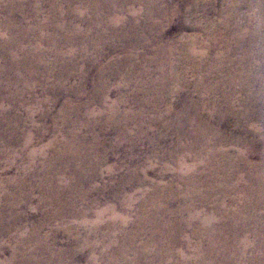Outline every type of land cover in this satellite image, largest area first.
<instances>
[{"label": "rangeland", "instance_id": "rangeland-1", "mask_svg": "<svg viewBox=\"0 0 264 264\" xmlns=\"http://www.w3.org/2000/svg\"><path fill=\"white\" fill-rule=\"evenodd\" d=\"M152 1L156 2V9H163L162 13L164 15H162V17L148 12L146 7L139 3L138 0H123V3L118 2L119 5L114 2V6L118 5L116 7L117 9L112 11V14H106L103 20V16L101 17L98 14L94 15L90 13L91 11H89L88 8L77 3L76 0H68L67 4L62 2L59 3L63 9H66L64 10L65 13L63 14V18H60L62 24L65 26H77V28L80 29V33L79 35L74 36L68 31L55 32L53 31L52 26L49 27L51 29H47L45 31L46 36L53 37L59 41L61 51L66 57L62 58V61H56L55 59L50 58L52 56L50 54H46L49 49V45L47 42H44L43 49L41 51L45 53L43 56V62L38 63L36 61L29 64L30 67H36L38 70V74L36 76V78L38 77V80L34 83L30 95H24L22 98L20 97L19 100L15 99L10 101L9 98L8 101L5 100L6 102L4 107L12 108V110L8 112V118L2 117L3 113L0 112V129L3 134L2 139H0V150L3 149L4 151L7 150L6 152L15 153L16 163L14 168L8 171L9 173L4 172V174H0V182L5 177L8 178L15 176L18 171L23 170L29 165V161L25 159L26 153L21 147L24 135H19L18 133L16 134L14 131L13 132L15 134L11 135L9 134V131V133L7 132L8 126L10 127L12 124H15L16 119H19L21 125H23L24 128L26 127L25 129L28 131L37 128V132L35 133V149H39L40 147L47 145L50 141L61 140L59 133L54 132L55 127H59L66 131L75 132L78 137L82 139L81 144L84 143L90 146V152H87V156L90 160L105 159V162L97 171L99 172L98 176H96V171H91L89 168L88 170L90 171L87 170L88 175L86 177H81L79 176V173L84 171L85 165L83 163H78V159H75L72 164H68L69 159L65 161V173H62L60 170L56 156L52 152H47L44 157L36 159V172L26 174L25 183H23L24 187H30L29 184L33 181L36 187H33L31 189L32 191L26 188L25 192H23V196L27 198V200L29 199L28 208L26 209L28 219L27 221L21 223V226L29 229L32 223L39 222L43 219V213L36 210L39 201L43 197V190H41L38 185L43 184V168H45L48 164H51L58 174L62 173L70 179V182L73 186H75L74 188L79 198L78 204L84 209L93 205L96 206L93 210H100L105 208L108 204L112 203L117 205L120 200L123 201L125 198H132V201L134 202H132L133 206L131 211L126 213L122 212V214L125 217H128L131 221V223L125 228L126 233L128 232L132 234L133 232H136L138 224L137 213L139 212V209L142 208L143 200H145V197L143 198L142 195L153 192L151 191L153 190V187H161L162 189L171 187L172 191H169L168 193L165 192V194L167 193V207L171 211L178 213V211L183 210L187 205L193 202V200L185 194L186 184L184 180L185 178H191L193 181L199 180L200 182L201 176H203L204 173H208V170L203 168L207 162L206 159L203 157H196V150L192 149L189 153L185 150L186 146L192 144V141H195L191 137L193 131L188 124V119L190 115H192L193 110L190 111L191 108L187 106V101L189 99H195L198 93L194 88L197 78V75L194 72L195 69L193 68L194 65L191 64V61L185 58L184 52L189 53V50L192 48H195L198 52H207L208 55L203 59L202 63L200 61L194 62L202 65L203 69L206 70L205 73H208L213 64L215 55L224 51L225 44L223 41L220 42L223 37L224 39L231 35L243 37V34L245 33L247 37H250V29H247L246 27L238 28L236 24V22L238 23L236 17L232 18V14L227 13V11L223 9V6L227 7L233 4L240 5L238 7L239 9H237L235 13H237L236 15L238 17L243 18L250 16L253 13L252 7L254 4H257V1L261 0ZM244 1L247 3L243 5ZM7 2L8 0H0V25L3 27L0 28V35L4 34L5 36L11 35V31L3 25L6 20L5 7L8 6ZM22 2H24L23 4L26 7L30 5L29 2H25V0H22ZM140 2L142 1L140 0ZM47 4L48 3L44 1L42 5V7L44 6V9L43 12H41V17L38 19L32 15H30V17L23 18L21 13H16L15 19L18 20L19 24H21L23 28H26V31H28L29 28H35V20H39L41 23H47V25L48 23H58L60 17L59 13L49 12L50 8L46 6ZM31 5L32 9H30L29 6V10L34 9V4L31 3ZM87 5H89L88 2ZM30 13L32 14V11H30ZM115 15L120 18L118 25H113L109 21ZM49 16L52 18L54 17V20L48 21ZM224 19L228 20L229 25L227 30L222 29L223 27L220 26V23ZM13 22H15V20ZM128 23L133 24L134 26L126 28ZM89 26L92 27V32H89ZM141 27H146L145 29L147 30L142 40L140 39L134 44H131L130 47L123 43L124 38H130L131 35L134 34L135 38H140L137 34L141 33ZM100 29L101 31L99 32ZM144 31L145 30H143L142 33ZM207 32H210L209 36ZM262 34H264V31L261 30L258 33V36ZM30 35H26L28 40L24 39V44L29 49L35 46L40 33H30ZM66 35H68V37H71L72 35V40L74 42H65L64 36ZM101 41H104V44H109V49L105 50L102 62L100 63L101 65L98 68H91L90 62L91 59L95 57V53L94 50L90 48V45H100ZM210 41H215L218 45L212 47L214 44H208ZM104 44L102 43L99 47L105 46ZM246 44L247 42L244 43V46L243 44L234 45L240 48L230 56L232 61L239 63L237 62V59L243 56L242 53L244 54L248 50ZM75 46L81 48V50L85 46H88V52H76V54L71 58L66 54V52ZM1 47L0 54L5 56L9 48H4L3 45H1ZM161 47H163L165 51L175 50L176 53L171 56L172 58L174 56V58H171L170 61L174 60L179 62L178 71L186 76V81L184 82L186 86L183 88L181 96L178 97V99L174 97L167 101L164 100L156 103L153 102L154 96L147 94L151 85L148 81L139 77L138 68L142 67L144 70L153 71L154 73L150 77L153 79L157 78L158 64L153 61L152 58L155 55L156 50ZM261 48L264 50V42H259L258 46L254 48L252 54L259 53ZM4 51L6 52L3 53ZM132 54H136L137 59H130V61H128V56H131ZM27 58L28 56L26 53H21L20 59L26 60ZM1 62L5 64L6 59H2L1 57ZM106 66L111 67V69L107 71V75L105 76L109 78L107 80L104 78L108 91L103 93L97 89V86L99 84V72ZM242 66L243 63L240 62V64L236 65L235 68L237 67L236 69L240 72L243 69ZM263 66V59H254L252 56H248V61L244 66L248 72V77H255L256 79L251 88V92L253 94H259V100L254 97L253 102L257 105V107L251 108L252 112H256L255 118H243V107L237 102L233 108L228 110L222 120L219 119V115L216 114L209 119L214 127L220 129L219 134L221 136L220 138H215V141H209V147L214 151H219L221 149L227 151L230 158L237 163L235 171L231 173L234 182L237 181L239 177H243V182H246L250 173L249 168L245 164L246 162L243 163V160H239L237 158V155L240 152L243 153V138L251 139V137L254 136L260 138L264 143V103L260 102V98L264 97ZM83 69H87L85 75L82 74ZM112 69L120 70V72L112 75ZM13 70H17L16 67ZM14 75L17 76V73L13 72L12 76ZM83 75L85 77H83ZM220 76L221 74L213 71V74L211 75V80L213 82L210 81L211 84H219L221 82ZM237 76L238 75H236V77ZM31 78H33V76H27L28 80ZM3 80L4 79L0 78V92L3 91V96L5 97H9L10 94L21 90L25 86V82H22L21 84L15 85L12 89H8V87L5 89V83L7 82L6 80L5 82ZM125 80H127V82H123ZM121 84L124 86L122 87ZM217 91L230 92L231 89L230 87H219ZM238 95L239 97L242 96L241 94ZM217 98L221 99L222 95L219 93L216 95L213 94V99L216 100ZM213 99H211V101ZM123 100H128L129 102L117 109V113H119L117 118L120 115L124 116L129 113V115L133 117L129 122V127H127L126 136H120L121 133L119 134V132L123 131L121 126L118 131L116 128L107 123V120L110 119L111 116L106 113L108 111L106 108L111 102H122ZM136 102L140 104L136 105ZM170 102H173L174 106L169 110L168 108L171 105ZM67 104L75 107V112L70 113L68 109H65ZM30 109L34 110L32 117L27 116V112ZM105 109L106 111L105 113H102L101 117L95 116L98 115L100 111H104ZM209 112L210 111H204L208 118L209 116L207 114H209ZM70 116L73 118H75V116L76 118L78 117L79 121H77V124L73 125L74 127H69L67 124L66 120L69 119ZM88 123H91L89 125L90 127H93L91 125L97 126L95 127V130L88 131L89 126H87L86 129L80 127L82 124ZM122 124L124 125V123ZM12 127L15 128L14 126ZM138 128H141V132L144 131L143 135L139 136L137 134ZM5 133L7 134L4 136ZM218 139H224V141H219ZM10 141H14L13 146H8L7 143ZM205 141L206 140H204V142ZM239 141L242 142L239 143ZM96 144L99 145L97 146ZM255 147L258 148L257 146ZM260 147L263 148V145ZM93 149L96 151L93 152ZM185 154L190 155L189 158L187 157L186 163L196 164V170H198L197 173L193 172L189 177L182 174L178 169V163ZM241 156L243 157V155ZM217 161L221 162V158L217 159ZM260 161L261 159L258 156H253L250 159V163L252 164L259 163ZM4 165H6V161L4 158L0 157V166L4 167ZM73 171L76 172L74 176H72ZM32 176H34L35 179H33ZM219 176H222V174H219ZM81 178H83L82 183H80ZM87 178L88 180L84 183ZM16 193L17 191H15V195ZM209 193V199L211 198L212 200H217L221 197L220 187L215 183L212 185V189ZM237 194L238 192L235 191L229 192L227 202L229 203L231 198L233 199L237 197ZM2 196L0 195V200ZM121 196L123 198L125 196L126 197L123 199ZM120 197L122 199H120ZM68 200L69 197L65 196V201ZM210 207H212V204ZM199 210H201V208H199ZM231 210L232 207L228 206L227 211L231 212ZM233 210H235V213L237 214H243L242 206ZM22 211L25 210L22 209ZM260 212H262V215L264 216V209L261 208ZM168 218L169 216H165V219ZM226 218L224 223L229 226V230H226V234L232 235L234 233L233 227H240L241 220L239 217L234 218L232 216L227 219ZM88 219H92V217L89 216ZM220 221L222 222L223 220L221 219ZM57 224L58 225L52 226L55 233L52 229H50V226L47 227V229L44 228L41 232L42 235H48V238L46 239L49 241L45 239L43 243L52 253V258L62 261L63 264H109V261L113 260L115 261V264H180L184 261L189 264L194 263L193 256L189 253L190 251L188 252L189 248L186 247L181 240L177 244L174 243L175 241H170L173 246L172 249L168 248L170 243H163L162 245H156V242L153 243L155 226L152 222L144 225L145 232L141 235L139 234L137 239L135 238L136 240H131L130 238L128 240V238H126L128 233H125L120 237L117 235V238L115 239L110 238L113 240L111 241L109 239L110 242H112L111 244L113 245V249H106L104 247L106 241H104L103 237L99 234L90 235L88 230L85 228L72 230L69 234H67L60 228L61 226H59V223ZM193 231V227L189 228L184 232L185 234L183 237L186 238L187 236H190L189 234ZM6 240L7 236H2L0 238V242L2 243H7ZM127 241L129 244H127ZM194 241L196 240L194 239ZM256 244L262 245L263 242L256 241L255 245ZM119 245H124V247L126 246L125 250L121 252L118 251L117 247ZM167 249H170V251ZM138 252L141 254L138 255ZM183 255L186 256V259L188 258V261L182 258ZM8 256L9 255L7 253L4 255L2 252L0 253V258ZM37 258H39L40 262L49 259L43 251L38 254Z\"/></svg>", "mask_w": 264, "mask_h": 264}, {"label": "bare ground", "instance_id": "bare-ground-1", "mask_svg": "<svg viewBox=\"0 0 264 264\" xmlns=\"http://www.w3.org/2000/svg\"><path fill=\"white\" fill-rule=\"evenodd\" d=\"M44 1L48 3L46 6L50 8L49 12L59 13L60 17L58 23H48L47 25V23H41L39 20H35L34 21L36 23L35 28L33 29L27 28L28 31H26L25 30L26 28H23L22 25L19 24L18 20L15 19L16 13H21L23 15V18L24 17L27 18L30 17V15H32L33 17L38 19L39 17H41L42 14L41 12H43L44 6L42 7V5ZM122 1L123 0H117V1L76 0L77 3L88 8V10L91 11L90 13L94 15L98 14L101 17L103 16L102 20L104 19V16L106 14H110L112 11L116 10L117 9L116 7L119 5L118 2L123 3ZM141 1L143 3L140 2V0H138V2L141 3L144 7H146L148 12H151V14L158 15L161 17L162 15H164L162 13L163 9L160 8L156 9L155 6L156 2L152 0H141ZM245 1L243 2V5L247 3ZM25 2H29L30 7L29 6L28 7L30 9H32L31 3H33L34 9L29 10L28 7H26L23 4L24 2H22V0H8L7 2L8 6L5 7L6 20L3 25L4 27L8 28L11 31V35L9 36H5L4 34L0 35V47L1 45H3L4 48L5 47L9 48L7 52L6 51L3 52V53L6 52L5 56L3 54H0V78L4 79L3 80L4 82L5 80L7 82L5 83L6 84L5 89H7V87L8 89H12L15 85L21 84L22 82L23 83L25 82V86L21 90L16 91L14 93H12L11 91L12 94H10L9 97L3 96L4 95L3 91L0 92V97H1L0 112L3 113L2 117L4 118H8L9 117L8 112L12 110V108L4 107V104L6 101H8V98L10 99V101L15 99L19 100L20 97L22 98L24 95L27 96L30 95L34 83L37 82L38 77L36 78V76L38 74V70L36 69V67L35 68L30 67L29 64L36 61L38 63L43 62V56L45 55V53L41 51L43 49L44 42H47L49 45V49L47 50L46 54H50L52 56L50 58H53L56 61H62V58L66 57L65 54H63V52L61 51L59 41L53 37H47L45 31L47 29H51L49 27L52 26L53 27L52 29L55 32L68 31L74 36H77L80 33L79 32L80 29L77 28V26H73V25L65 26L60 21L63 18L64 16L63 14L65 13L64 10L66 9L65 8L63 9L61 7V4L59 5V3L62 2L67 4L68 0L67 1L25 0ZM87 2L89 3V5H87ZM114 2H116L118 5L114 6L115 5ZM257 2L258 3L254 4V6L252 7L253 13L250 16L243 18L238 17L236 15L237 13H235V11L239 9L238 7L240 5L233 4L227 7L222 5L223 9L226 10L227 13L232 14V16L230 15L232 18L236 17L238 21V23L236 22L238 28L246 27L247 29L248 28L250 29L249 30L250 37H247L245 35L246 33L243 34V37H236L234 35L227 36L226 39H224L223 37V39L220 40V42L223 41L225 44L224 51L215 55L213 64L208 73H205L206 70L203 69L202 65L196 64L194 62V61L196 62L200 61L202 63L203 59L206 58L208 55L207 52H198L195 48L189 50V53L184 52L185 58L191 61V64L194 65L193 67L195 69L194 72L197 75L194 88L198 93L195 99H191V100L189 99L187 101V106L191 108L190 111L193 110L192 115H190L188 119V124L192 128L193 132L191 134V137L195 141H192L193 142L192 144L186 146L185 150L187 151V153H189L192 149H194L197 151L196 157L198 156L205 158L207 162L203 166V168L208 170V173H204V174L202 173L203 176H201L200 182L199 180L193 181L191 180V178L189 179L185 178L184 180L186 184L185 194L188 197H190L193 200V202L187 205L183 210L178 211V213L169 210L167 207L166 194L169 191H172L171 187H166L164 189H162L161 187H153V190H151L153 192L142 195L143 198L145 197V200H143L142 208L139 209V212L137 213L138 214L137 230L132 234L127 232L128 235L127 237L126 236L125 237L128 238V240L129 238L131 240H136L139 234L141 235L142 233L145 232L144 225H147V223L152 222L155 226L153 243L156 242L155 243L156 245L157 244L162 245L163 243L166 244V243H170V241L172 242L175 241L174 243L177 244L181 240L183 244H185V246L189 248L188 252L190 251L189 253H191V255L193 256L194 263L190 262L191 264H264V216L262 215V212H260L261 208L264 209V143L260 138L254 136L251 137V139L243 138V153L240 152L237 155V158L239 160H243V163L246 162L245 164L250 170L246 182H243V177H239L237 181L234 182L231 173L235 171V167L237 163L233 161L232 158H230L229 154H227V151L222 149L219 151H214L209 147L210 144L209 141H215V138L217 139L221 137L219 134L220 129L214 127L211 121L209 120L214 116V114L219 115V119L222 120V118L226 115L228 110L233 108L234 105L238 102L243 107V113H242L243 118L244 117L255 118L256 115V112L251 111V108L257 107V105L253 103L254 97H256V99L259 100V96H258L259 94L257 95L251 92V88L254 85L256 79L255 77L253 78L248 77V72L246 71L244 66L248 61V56H252L254 59L264 60V50H262V48L260 49L259 53L252 54L254 48L258 46V43L264 42V34L258 36V33L261 30L264 31V0ZM30 11H32V14L30 13ZM53 18L49 16L48 21L54 20ZM14 20L15 22H13ZM109 21L113 25H118L120 22V18L119 16L115 15ZM228 25L229 24L227 19H224L220 23V26L223 27L222 29L225 30H227ZM90 26H89V32L92 29V27ZM131 26L134 25L128 23L126 25V28ZM142 27H141L142 29L141 33L137 34L139 35L140 38H135L134 36L135 34H134L131 35L130 38L127 39L124 38L123 43H125L130 47L131 44H134L140 39L142 40L144 38L145 33L147 32V30L145 29L146 27L144 28ZM0 28H3L2 25H0ZM143 30L145 31L142 33ZM100 31L101 29L99 30V32ZM36 32H39L40 36L38 37L35 46L29 49L25 46L24 39L28 40L26 35L28 36V34L30 35V33L33 34ZM209 33L210 32H207L208 36L210 35ZM72 35L71 37L70 36L68 37V35L64 36L65 38L64 41L65 42L73 41ZM212 42L215 41H210L208 44H214L212 47L218 45L217 42L215 43ZM246 42H247L246 46L248 47V50L246 53L244 54L242 53L243 56L237 59L238 60L237 62L239 63L232 61L231 60L232 58H230V56L240 48L234 45L243 44L244 46V43ZM102 43L104 44V41H101V44ZM100 45L97 44H94L93 46L90 45V48H92L95 53V57H93L90 62L91 68H98L101 65L100 63L102 62L103 55L105 54V50L109 49V44H104L105 46L103 47L102 46L99 47ZM87 48L88 46H85L81 50V48L75 46L71 50L66 52V54L72 58V56L75 55L76 52L87 53L88 52ZM21 53H26L28 58L26 60L20 59ZM174 53H176L175 50L165 51L163 47L158 48L156 50L155 55L152 58V60L157 62L158 64V69H157L158 77L155 79L150 77L154 73L153 71L144 70L142 67L138 68L139 77L145 79L151 85L147 94L154 96L153 102L157 103L164 100L167 101L174 97L178 99V97L181 96V92L183 88H185L186 86L184 83L186 81V76L183 73H179L178 71L179 62H176L174 60L170 61V59L172 58L171 56L174 55ZM1 57L2 59L3 58L6 59V63L4 62L5 64L1 62ZM130 59L136 60L137 59L136 54H132L131 56H128V61H130ZM240 62L243 63L242 66L243 69L242 71L239 72L238 69H236L237 67L235 68V66L240 64ZM15 67L17 70L14 71L13 69ZM262 68H264V66ZM109 69H111V67L106 66L99 72V84L97 86V89L100 92L102 91L103 93L108 91L105 85L106 83L104 82V78L105 80L109 78V77H105ZM86 70L87 69H83L82 74L85 75ZM212 70L215 73L221 74L220 76L221 82L220 83L218 82L219 84H211L210 82L212 81L211 75L213 74ZM112 71H113L112 75L118 74L120 72V70H115V69H112ZM13 72L17 73V76L16 75L12 76ZM84 75L83 77H85ZM236 75L238 76L236 77ZM27 76L28 77L33 76V78L28 80ZM123 82H127V80ZM122 84L121 86L123 87L124 85ZM219 87H230L231 91L218 92L217 90L219 89ZM136 90L138 91L137 88ZM217 93L221 94L222 98L221 99L217 98L216 101L215 99H213V94L216 95ZM238 94H241L242 96L239 97ZM211 99L213 100L211 101ZM127 102L129 101L123 100L122 102H113V103L111 102L109 106L106 108L108 109L106 113H108V115L111 116L110 119L107 120V123H109L112 127L116 128L118 131H119V127L121 126V129L123 131L119 132V134L121 133L120 136L123 135L126 136L128 129L127 127H129L130 125L129 122L133 118L129 115L130 113L124 116L120 115L117 118V116L119 115V113H117V109L120 106L125 105ZM260 102L264 103V97L260 98ZM170 103L171 105L169 104L170 105L168 108L169 110L172 109L174 106L173 102ZM137 104L140 103L136 102V105ZM65 109H68L70 113L75 112V107L69 104H67ZM106 109L104 111H100L101 113L99 112L98 115L95 116L101 117L102 113H105ZM204 111H210L209 114H207L209 118L206 116ZM33 114H34L33 109L28 110L27 112L28 117H32ZM66 121L69 127L71 126L74 127L73 125L77 124V121L79 120L78 117L76 118V116L75 118L70 116V118L67 119ZM122 123H124V125ZM90 124L91 123L82 124L80 127L86 129L87 126H89ZM12 126H14L16 129L13 128ZM12 126L10 127L8 126L7 128V132L8 131L10 132V133L8 132L9 134L12 135L18 133L19 135H24V140L22 139L23 142L21 144V147L26 153L25 159L29 161V165L25 167L23 170L20 169L21 171H18V173L15 176L8 178L5 177L0 182V192H1L0 195L1 196L3 195L0 200V238L2 236L3 237L7 236V240H6L7 243L0 242V253L2 252L3 255L7 253L9 255L8 257L0 258V264H63L62 261H59L56 258L55 259L52 258L53 257L51 256L52 253L48 250V247L43 243L45 239L48 238V235H42L41 232L44 228L47 229V227L50 226V229H52L53 232L55 233L52 226L58 225L57 223H59V226H61L60 228L63 229L67 234H69V232H71L72 230H78L79 228L87 229L90 235L99 234L101 237H103L104 241H106L104 247L106 249L108 248L113 249V245L111 244L112 242H110L111 240L110 238L115 239L117 238V235H119V237L121 235H124L126 233V229H125L126 226H128V224L131 223L129 218L125 217L122 214V212L126 213L128 211H131L133 206L132 202H134L132 201L133 199L132 198L126 199L125 196L124 197L125 200L118 201L119 203L117 205L111 203L108 204L105 208L100 210L99 209L93 210L95 209L96 206L92 205L89 206L87 209H84L80 207V205L78 204L79 198L78 195L76 194V190L74 188L75 186H73L69 178H67L64 174H62L65 173L64 163L67 159H69L68 164H72L75 161V159L76 160L78 159L79 160L78 163H83L85 165L84 171L82 173H79V176L81 177H86L88 175L87 172L90 171L88 170L89 168L91 169V171L97 172L100 169L101 165L104 164L105 159L90 160V158L87 156L88 155L87 152H90V146L84 143L81 144L82 139L79 138L75 132L66 131L59 127H55L54 132L59 133L61 140L50 141V143H48L47 145H44L39 149H35V143H36L35 133L37 132V128L28 131L25 129L26 127L24 128V126L21 125L19 119H16L15 124H12ZM91 126L93 127L89 126L88 131H93L95 130V127H97L94 125ZM6 134L7 133H5L4 136ZM137 134L139 136L143 135L144 131L141 132V128H138ZM2 137L3 134L0 129V139H2ZM204 140L206 141L204 142ZM218 140L224 141V139H218ZM241 142L242 141H239V143ZM7 144L8 146H13L14 141H10ZM96 145L98 146L99 144ZM261 145H263V148L260 147ZM255 146H257L258 148H256ZM93 150H94L93 152L96 151L95 149ZM6 151H4L3 149L0 150V155L2 153L0 157L4 158V160L6 161V165H4V167L0 166V174H4V172L7 173L10 169H13L16 163V154L13 152H6ZM47 152H52L55 154L62 173L58 174V172H56V170L51 164H48L46 165L45 168H43V172H44L42 174V176L44 177V179L42 180L43 184L38 185L41 188V190H43V195H42L43 197L39 201L38 206L36 208L37 211L43 213V219H41L39 222L32 223L31 227L28 229L27 227L25 228L20 225L21 223L27 221L28 219L26 209L28 208L29 199L27 200V198L23 196L24 195L23 192H25L26 188L31 190L33 187L36 186L34 185L33 181L31 182V184H29L30 187H24L23 183H25L26 174L28 173L31 174L36 172V168H35L36 159L44 157L47 154ZM241 155H243V157ZM253 156L260 157L261 161L256 164L250 163V159ZM187 157L189 158L190 155L185 154L181 158L180 162L178 163V169L182 174L187 175L189 177L190 174H192L193 172L197 173L198 170H196V164L186 163ZM219 158H221V162L217 161V159ZM75 174L76 172L73 171L72 176H74ZM98 174L99 172L96 173V176H98ZM219 174H222V176H219ZM32 178L35 179L34 176H32ZM88 178L84 181V183L88 180ZM82 182H83V178L80 179V183ZM214 183L220 187L221 197H219L217 200L216 199L212 200L211 198L209 199L210 196L209 192L212 189V185ZM71 190H73L74 192ZM15 191H17L16 195H15ZM231 191L238 192V194L237 197L233 199L231 198L230 202L228 203L227 197L229 195V192ZM165 192L167 193L165 194ZM65 196L69 197L68 201H65ZM121 197L120 199L123 198ZM211 204L212 207H210ZM228 206L232 207L231 212L227 211ZM239 206L240 207L242 206L243 208V214L241 215L235 213V210H233ZM199 208H201V210H199ZM22 209H24L25 211H22ZM89 216L92 217V219H88ZM165 216H169V218L165 219ZM231 216L234 218L239 217L241 220V226L236 228L233 227L234 233L232 235H228L226 234L227 233L226 230H229V226L226 223H224V220L226 217L229 218ZM219 218H221L223 221L221 222L220 221L221 219ZM192 227L194 228V231L191 234H189L190 236H187L186 238L183 237V235L185 234L184 232ZM194 239L196 241H194ZM256 241H261L263 242V244L255 245ZM127 244H129V242ZM168 246H169L168 248L171 249L173 248L171 243ZM125 247L124 245H119L117 248L118 251L121 252L125 250ZM167 250L170 251V249ZM41 251H43V253L46 254L49 259L40 262L37 256ZM140 254L138 252V255ZM182 258L186 259V256L183 255ZM109 264H115V261L114 260L109 261ZM180 264H189V263L184 261Z\"/></svg>", "mask_w": 264, "mask_h": 264}]
</instances>
